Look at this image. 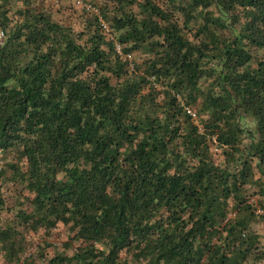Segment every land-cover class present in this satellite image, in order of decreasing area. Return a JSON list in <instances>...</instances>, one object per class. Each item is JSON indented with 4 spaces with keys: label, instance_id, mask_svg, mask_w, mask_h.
I'll return each instance as SVG.
<instances>
[{
    "label": "trees",
    "instance_id": "obj_1",
    "mask_svg": "<svg viewBox=\"0 0 264 264\" xmlns=\"http://www.w3.org/2000/svg\"><path fill=\"white\" fill-rule=\"evenodd\" d=\"M54 1L0 0V262L264 264V0Z\"/></svg>",
    "mask_w": 264,
    "mask_h": 264
},
{
    "label": "rangeland",
    "instance_id": "obj_2",
    "mask_svg": "<svg viewBox=\"0 0 264 264\" xmlns=\"http://www.w3.org/2000/svg\"><path fill=\"white\" fill-rule=\"evenodd\" d=\"M86 1L88 3L98 6L99 2L101 3L104 0H86ZM51 10L53 11L60 10L61 11L60 13L63 14L65 17H73V19L83 12V9L81 8V6L74 4L73 1L71 0H55ZM259 231L262 233V236L264 237V230L262 228H259ZM59 232L57 231L56 236L53 239L54 242L57 243V246H58V242L60 241V244H61L62 239L65 238L64 235H62L61 233L59 235ZM32 238L34 239L33 236ZM39 241L40 240L34 239L35 243H38ZM48 252H50L51 255L54 254V251L52 249L49 250ZM71 252L72 251H67L68 254H71ZM0 264H4V263L0 262Z\"/></svg>",
    "mask_w": 264,
    "mask_h": 264
},
{
    "label": "built area",
    "instance_id": "obj_3",
    "mask_svg": "<svg viewBox=\"0 0 264 264\" xmlns=\"http://www.w3.org/2000/svg\"><path fill=\"white\" fill-rule=\"evenodd\" d=\"M71 1H73V3L76 4V5H79V6L83 7V8L87 7L88 9L94 11L95 13H99V10L96 7H93L92 5H87L85 3V0H71ZM102 22H103L104 28L106 29V32L110 33L111 29L109 28V26L106 23H104V21H102ZM116 49H117L118 52H121V47L118 44L116 45ZM129 59L132 60V57L129 56ZM189 113H190V111H189ZM193 115L195 116L194 113H193Z\"/></svg>",
    "mask_w": 264,
    "mask_h": 264
},
{
    "label": "clouds",
    "instance_id": "obj_4",
    "mask_svg": "<svg viewBox=\"0 0 264 264\" xmlns=\"http://www.w3.org/2000/svg\"><path fill=\"white\" fill-rule=\"evenodd\" d=\"M85 3L87 4V5H92L93 6V4H91V3H88L86 0H85ZM93 7H96V6H93ZM82 9H84L83 7H81Z\"/></svg>",
    "mask_w": 264,
    "mask_h": 264
}]
</instances>
